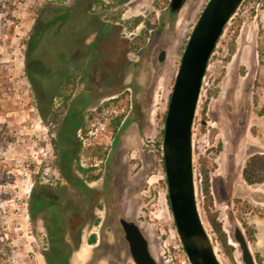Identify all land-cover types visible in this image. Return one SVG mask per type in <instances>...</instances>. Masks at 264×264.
<instances>
[{
    "label": "rangeland",
    "instance_id": "374dc122",
    "mask_svg": "<svg viewBox=\"0 0 264 264\" xmlns=\"http://www.w3.org/2000/svg\"><path fill=\"white\" fill-rule=\"evenodd\" d=\"M169 2L102 10L88 0H0L9 264H134L121 218L139 227L156 264H189L159 143L182 53L208 0H185L174 14ZM263 44L264 0H243L210 56L192 124L196 203L220 264H242L236 228L264 264V182L242 178L246 160L264 154ZM36 198L43 203L31 214Z\"/></svg>",
    "mask_w": 264,
    "mask_h": 264
},
{
    "label": "water",
    "instance_id": "95a60500",
    "mask_svg": "<svg viewBox=\"0 0 264 264\" xmlns=\"http://www.w3.org/2000/svg\"><path fill=\"white\" fill-rule=\"evenodd\" d=\"M242 1L208 0L182 53L164 118L161 152L167 198L189 264H220L197 208L192 124L210 56L226 24ZM184 2L170 0V13L178 12ZM119 225L133 263L156 264L139 227L123 218L119 220ZM233 240L240 250L242 264H255L239 228L234 230Z\"/></svg>",
    "mask_w": 264,
    "mask_h": 264
},
{
    "label": "trees",
    "instance_id": "16d2710c",
    "mask_svg": "<svg viewBox=\"0 0 264 264\" xmlns=\"http://www.w3.org/2000/svg\"><path fill=\"white\" fill-rule=\"evenodd\" d=\"M130 0H88V3L93 7H98L102 10H108L114 5H124ZM138 23V20L135 21V24ZM264 51V44L262 47ZM264 112V109H263ZM162 134V132H161ZM159 143V147H161ZM77 151V149H76ZM93 157H100L101 154L98 150L92 151L90 153ZM162 163V161H161ZM82 172L84 169L80 168ZM242 178L249 185L260 184L264 182V154H254L250 156L242 169ZM205 194L208 197V190L204 188ZM167 197V196H166ZM168 199V198H167ZM43 203L42 199L36 198L32 199L29 202L30 213L37 211L41 208ZM206 214L208 216V221L216 233V236L222 245L223 248L228 250V255H230L231 247L227 243V237L221 229L220 224L216 221L215 215L209 212L207 205L204 207ZM7 209L0 206V264H9V261L12 256V247H11V236L8 230L7 224ZM51 233V232H50ZM95 238L92 237L90 243H94Z\"/></svg>",
    "mask_w": 264,
    "mask_h": 264
}]
</instances>
